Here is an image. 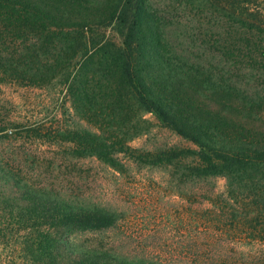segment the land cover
Segmentation results:
<instances>
[{"label":"trees","instance_id":"obj_1","mask_svg":"<svg viewBox=\"0 0 264 264\" xmlns=\"http://www.w3.org/2000/svg\"><path fill=\"white\" fill-rule=\"evenodd\" d=\"M17 88L64 118L15 113ZM147 112L178 141L132 147ZM2 144L0 264H264V0H0ZM125 155L173 167L187 236L102 200L90 163Z\"/></svg>","mask_w":264,"mask_h":264},{"label":"rangeland","instance_id":"obj_2","mask_svg":"<svg viewBox=\"0 0 264 264\" xmlns=\"http://www.w3.org/2000/svg\"><path fill=\"white\" fill-rule=\"evenodd\" d=\"M8 98H11V108L15 113L31 116L34 119H52L53 114L64 118L62 110L50 104L49 96L40 90L24 92L22 88L9 89ZM68 113V110L65 112ZM150 120V130L138 135L129 141L132 147L154 149L164 143L172 144L178 141L177 136L161 127L154 114L145 113ZM5 145H0V148ZM126 164L121 171L106 169L98 160L90 164L99 169L97 182L98 194L108 205L118 209L126 221L131 224L135 234L148 235L160 234L163 236H187L188 230L177 227L178 217L175 210L180 203L189 204V200L182 199L179 194V183L174 175V169L170 164L153 161L152 158L140 160L137 157L126 156ZM88 163V161H87ZM222 180H219L221 182ZM185 188L195 191V185L187 182ZM167 209L170 214H167ZM186 222L190 215H184ZM191 234L197 232L192 230ZM91 236L89 232L85 236ZM110 234L101 231L98 237H106ZM264 247V246H263ZM258 245L252 246L251 252L258 249Z\"/></svg>","mask_w":264,"mask_h":264}]
</instances>
